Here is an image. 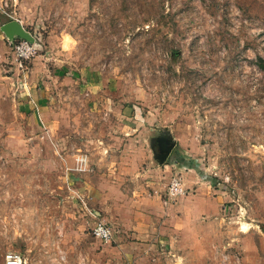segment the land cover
Masks as SVG:
<instances>
[{"label":"rangeland","instance_id":"obj_1","mask_svg":"<svg viewBox=\"0 0 264 264\" xmlns=\"http://www.w3.org/2000/svg\"><path fill=\"white\" fill-rule=\"evenodd\" d=\"M174 175L171 201L221 199L212 264H264V0H0V264H129L88 185L164 198Z\"/></svg>","mask_w":264,"mask_h":264},{"label":"crops","instance_id":"obj_2","mask_svg":"<svg viewBox=\"0 0 264 264\" xmlns=\"http://www.w3.org/2000/svg\"><path fill=\"white\" fill-rule=\"evenodd\" d=\"M82 155L86 162L85 170L80 173L88 175L93 167L87 154H76L74 165H78ZM95 182L88 185V191H93L86 192L90 199L81 200L84 205L86 202L102 204L94 210L100 216L96 222L108 223L114 228L113 237L118 243L113 251L123 252L129 264H212L207 254L210 236L214 235L212 230L214 226H224L219 230L227 232V221L220 211V197L208 194L207 186L195 182L192 191L174 201H164L165 197L157 190L126 201L118 186L104 180ZM111 198L115 206L104 208V201ZM128 238L132 241H127Z\"/></svg>","mask_w":264,"mask_h":264},{"label":"built area","instance_id":"obj_3","mask_svg":"<svg viewBox=\"0 0 264 264\" xmlns=\"http://www.w3.org/2000/svg\"><path fill=\"white\" fill-rule=\"evenodd\" d=\"M36 45L28 40H20L13 46L15 59L19 68H24L26 62L36 53ZM85 155L78 158V165L75 167L78 171L85 170ZM185 192L183 183L179 176H172L165 193L164 201H170ZM91 234L101 242H110L114 236V228L104 222H96L91 228ZM4 264H23V258L18 252L8 251L4 255Z\"/></svg>","mask_w":264,"mask_h":264},{"label":"water","instance_id":"obj_4","mask_svg":"<svg viewBox=\"0 0 264 264\" xmlns=\"http://www.w3.org/2000/svg\"><path fill=\"white\" fill-rule=\"evenodd\" d=\"M5 29L8 30V31H12V32L23 33V31L20 28V26L14 21H11V22L7 23L5 25ZM27 40H29V39H27ZM163 148H166V147L164 146ZM165 150H167V148ZM157 157L162 160L163 154L160 153V154L157 155Z\"/></svg>","mask_w":264,"mask_h":264}]
</instances>
